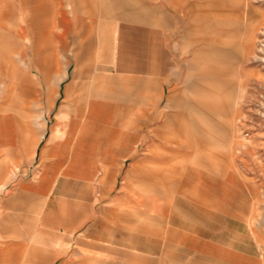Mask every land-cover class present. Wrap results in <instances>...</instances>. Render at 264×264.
Instances as JSON below:
<instances>
[{
	"label": "crops",
	"instance_id": "obj_1",
	"mask_svg": "<svg viewBox=\"0 0 264 264\" xmlns=\"http://www.w3.org/2000/svg\"><path fill=\"white\" fill-rule=\"evenodd\" d=\"M17 1L19 13L15 0H0V45L6 46L9 54L18 38L28 33L34 38V49L40 51L41 45H47L45 59L37 60L41 85L50 95L68 75L67 68L64 70L67 62L59 56L60 50L67 47V10L63 0ZM89 1L93 10L100 9L104 15L134 19L120 24L115 36V74L147 79L160 72L162 78L170 77L163 71L170 67L169 51L160 43L158 32L144 24L152 15L140 0ZM164 1L174 10L184 3ZM165 20L170 21L168 16ZM222 24L212 23L215 30L222 29L220 34L189 33L196 43L208 44L198 50V55L205 51L230 60L239 58L238 44L227 36L229 25ZM226 72L232 73L233 69L197 65L199 81L204 73L218 76ZM223 87L232 92L236 83L232 78L224 79ZM133 88V97H129L132 100L124 108L151 115L150 99ZM194 88L196 93L202 92L200 84ZM68 90L67 87L66 95ZM232 98L233 93L223 103L225 109L230 108ZM185 104L205 108L192 98L176 106ZM126 119L132 122L128 124L131 127L121 133L118 130L116 134L106 132L87 138L77 152L67 149L74 133L72 123L68 131L65 126L63 139L53 128L46 142L36 143L35 152L27 155L16 141L11 119L0 121V181L4 185L0 195V237L13 236L24 229L38 231L39 238L48 239L46 245L31 249L0 246V262L10 255L15 264H264V227L254 231L250 225L242 202L244 193H235L230 207L184 194L188 186L179 162L183 157L171 147L173 136L178 139V133L183 132V119L161 118L152 124L150 116L124 118L116 125ZM193 120L197 122L198 118L193 115ZM109 122L104 119L105 126L110 127ZM140 126L150 128L143 134ZM208 132L200 126L192 137L199 173L210 175L208 185L197 182L194 188L212 189L219 182L226 190L232 173L230 151L226 145L217 144L220 140ZM56 237L73 238L75 244L57 245Z\"/></svg>",
	"mask_w": 264,
	"mask_h": 264
},
{
	"label": "rangeland",
	"instance_id": "obj_2",
	"mask_svg": "<svg viewBox=\"0 0 264 264\" xmlns=\"http://www.w3.org/2000/svg\"><path fill=\"white\" fill-rule=\"evenodd\" d=\"M140 1L152 15L144 24L158 32L160 43L169 51L170 67L163 69L170 74L169 78H162L160 72L147 79L115 74V36L120 24L134 19L118 14L104 15L100 9L93 10L89 0H63L69 23L67 47L60 50L59 56L67 62L64 70L67 68L68 75L49 95L45 85H41L37 60L45 59L47 45H41L40 51L34 49V38L30 33L19 37L16 46L9 49V54L6 46L0 45V121L11 119L16 141L27 155L35 152L36 143L46 142L53 128L63 139L65 126L68 131L70 123L74 133L67 149L77 152L81 145L86 144L87 138H96L106 132L116 134L118 130L121 133L131 127L128 119L122 120L126 126L123 123L116 125L119 119L150 116L154 119L152 124L159 123L161 118L183 119V132L178 133L181 138L173 136L171 147L177 151L176 155L183 157L179 162L188 183L185 186L193 187H186L184 194L226 207L231 199L234 200L235 193H244L242 202L248 210L249 223L254 231L261 230L264 227V0H183L184 3L176 10L164 0ZM78 2L82 5L78 6ZM14 5L19 13L17 0ZM165 16L169 17V23ZM17 21L16 24H20ZM196 21L198 24L195 26ZM214 22L229 25L227 36L236 41L240 50L236 60L216 57L205 51L198 55V50L208 44L196 43L190 39L189 33L210 35L222 32V29H214ZM22 24L26 26L27 23L24 21ZM8 56L12 62L8 61ZM198 64L231 67L233 72L218 76L204 73L199 81ZM229 78L236 83L232 92L223 87L224 79ZM197 84L201 85V93L195 91ZM133 87H137L136 93L150 99L151 115L144 110L124 108L127 101L132 100L129 97H133ZM231 93L230 108L225 109L223 103ZM189 98L202 102L205 108H194L188 104L176 106ZM193 115L198 118L197 122ZM104 119L111 120L110 127L104 125ZM200 126L209 129L208 133L220 140L217 144L226 145V150L230 151L232 173L226 190L219 182L212 189L194 188L197 182L208 185L210 176L199 173L201 167L197 164L193 146L192 137ZM138 128L144 134L150 127ZM172 132L176 133H169ZM142 150L147 151L145 148ZM1 171L0 161V180ZM2 183L0 181V195L4 188ZM38 234V231L19 230L13 236L0 237V246L31 249L34 245H46L48 239L39 238ZM55 240L57 245L75 244L73 238L56 237ZM8 257L0 264H15L10 255Z\"/></svg>",
	"mask_w": 264,
	"mask_h": 264
}]
</instances>
